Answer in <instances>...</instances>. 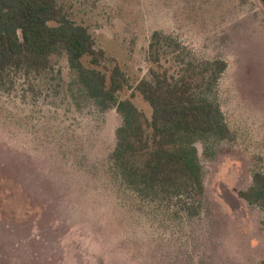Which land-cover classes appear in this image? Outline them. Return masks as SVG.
I'll return each instance as SVG.
<instances>
[{
    "label": "rangeland",
    "instance_id": "rangeland-1",
    "mask_svg": "<svg viewBox=\"0 0 264 264\" xmlns=\"http://www.w3.org/2000/svg\"><path fill=\"white\" fill-rule=\"evenodd\" d=\"M56 2L107 66L120 67V100L153 70L178 77L182 58L198 70L224 62L211 98L230 137L196 144L201 199L144 201L110 161L121 117L86 97L65 54L40 73L8 71L0 78V264H260L264 213L238 193L264 173L262 1ZM154 33L172 47L151 51ZM133 102L150 116L140 96ZM198 202L199 214L188 217L184 206Z\"/></svg>",
    "mask_w": 264,
    "mask_h": 264
},
{
    "label": "trees",
    "instance_id": "trees-1",
    "mask_svg": "<svg viewBox=\"0 0 264 264\" xmlns=\"http://www.w3.org/2000/svg\"><path fill=\"white\" fill-rule=\"evenodd\" d=\"M171 42L154 33L150 50L172 47ZM59 54H65L86 97L100 110L115 109L121 117L110 161L123 184L144 201L201 199L204 171L196 144L230 137L220 107L211 98L226 64L205 62L198 70L182 58L184 70L178 77L153 70L149 80L138 84L136 94L120 100L118 95L127 88L120 67L107 66L88 31L68 20L56 0H0V78L10 70L46 71L51 57ZM137 95L150 108L149 117L134 104ZM238 196L264 213V173L255 172L251 186ZM199 210L200 202L183 208L188 217Z\"/></svg>",
    "mask_w": 264,
    "mask_h": 264
},
{
    "label": "water",
    "instance_id": "water-1",
    "mask_svg": "<svg viewBox=\"0 0 264 264\" xmlns=\"http://www.w3.org/2000/svg\"><path fill=\"white\" fill-rule=\"evenodd\" d=\"M261 1H262L263 5H264V0H261Z\"/></svg>",
    "mask_w": 264,
    "mask_h": 264
}]
</instances>
